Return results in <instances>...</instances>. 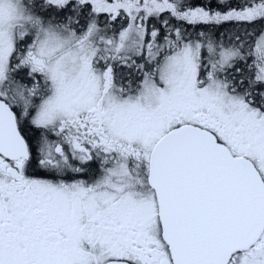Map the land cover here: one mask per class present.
Segmentation results:
<instances>
[{"label":"snow or ice","instance_id":"snow-or-ice-1","mask_svg":"<svg viewBox=\"0 0 264 264\" xmlns=\"http://www.w3.org/2000/svg\"><path fill=\"white\" fill-rule=\"evenodd\" d=\"M0 264H264V0H0Z\"/></svg>","mask_w":264,"mask_h":264}]
</instances>
